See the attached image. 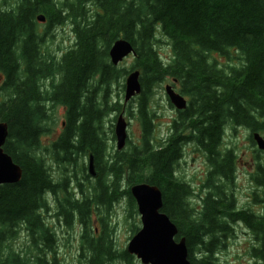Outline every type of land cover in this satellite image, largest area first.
Here are the masks:
<instances>
[{
	"label": "trees",
	"instance_id": "obj_1",
	"mask_svg": "<svg viewBox=\"0 0 264 264\" xmlns=\"http://www.w3.org/2000/svg\"><path fill=\"white\" fill-rule=\"evenodd\" d=\"M37 14L49 27L72 23L73 44L59 57L44 49ZM120 37L135 52L129 68L109 59V48ZM163 42L171 53L165 61L157 51ZM132 70L139 71L141 85L135 99L140 138L137 144L127 139L117 150L108 145L107 131L110 140L115 137L104 118L121 111L111 87ZM166 78L188 104L158 137L149 96ZM0 81V122L8 128L2 147L22 169L18 182L0 185V264H64L43 217L47 194L58 191L65 197L57 200L55 216L67 226L76 217L81 226L79 264H131L133 256L115 247L110 215L122 199L128 217L138 214L129 189L141 182L161 190L162 211L177 226L176 239L185 238L190 264H227L217 252L236 224L256 241L252 264H264V164L252 176L253 201L261 209L237 206L236 155L225 142L228 129L248 131L254 147L253 134L264 135V0H0ZM55 103L65 107V119L48 151L66 165L91 153L97 172L90 193L79 183L76 198L67 187L74 175L56 181L45 165L41 137L47 132L46 106ZM186 143L208 162L197 189L176 175ZM92 209L104 216L97 233ZM138 229L133 220L132 235ZM20 232L26 240L16 245Z\"/></svg>",
	"mask_w": 264,
	"mask_h": 264
},
{
	"label": "rangeland",
	"instance_id": "obj_2",
	"mask_svg": "<svg viewBox=\"0 0 264 264\" xmlns=\"http://www.w3.org/2000/svg\"><path fill=\"white\" fill-rule=\"evenodd\" d=\"M37 21V20H36ZM37 31L44 33V49L48 55L59 57L62 51H65L73 44L75 34L72 31V23L66 21L62 25L48 26L46 22L37 21ZM161 58L165 61L170 57V48L165 42L160 43L157 46ZM237 52L234 51V56ZM216 60L224 63L225 57L220 56L217 53L213 54ZM133 61V56L127 55L117 65L118 67L129 68ZM232 62H238L236 58ZM126 75L123 78L118 79L111 87V95L114 101L118 99L120 104H123L120 112L123 113L125 120L127 121V139L130 144H137L140 138V123L136 116V95L130 99L126 104L123 103L124 88L122 84L125 83ZM2 82L0 81V85ZM46 84V82H45ZM166 84H172L171 78H166L164 81L152 86L151 94L149 96L150 106L155 114L154 134L158 137H164L169 131L168 127L172 118L176 115V109L169 102L164 87ZM174 85V84H172ZM176 90L177 88L174 87ZM178 91V90H177ZM103 93V91H101ZM186 98V97H185ZM47 113L49 115L46 135L41 137V142L44 151L45 165L50 167L51 177L54 180H59L64 175H74L68 177L67 187L74 198L80 197V189L77 186L81 184L82 190L89 192V186L93 185L94 177L87 173L88 155L79 156L74 163L66 165L64 162H56L52 154L48 151V144L51 143L61 131L64 119H65V107L62 104H47ZM118 111L112 112L109 116L104 118L105 128L110 129L111 124L116 120V117L120 113ZM114 134V132H113ZM248 131L243 128L236 129L234 132L232 129H228L225 137V142L230 146H233L234 153L236 155V178L232 187L233 193L236 199L237 206H250L252 209L260 210L261 204L253 201L252 191L257 190L255 184L252 181V176L257 174V165L259 163L264 164L263 152L259 155L254 151L256 147L252 146L247 138ZM106 137L109 138L108 145L113 146L116 149L115 139L110 140L111 133L108 130ZM126 139V140H127ZM208 162L205 159L204 154L199 151L192 143H186L183 147V155L179 159L176 165V175L182 177V179L190 182V184L197 189L199 184L204 179L205 172L207 170ZM84 167V169H83ZM82 170V172L80 171ZM197 191V190H196ZM49 209L44 212L45 221L52 227L53 230V243L52 246L56 250L57 257L62 260L64 264H79L83 258L80 256V244H81V226L76 217L71 221V225L67 226L59 216H55L57 212V200L62 202L65 194L58 191L56 195L47 194ZM194 200V197L193 199ZM138 213V211H137ZM127 204L124 199L115 203L111 208L110 224L113 227V240L117 249H126L128 241L132 236L131 226L134 222L140 227L139 213L136 216L128 217ZM101 211H95L92 209L90 212V220L95 226L96 233L100 230V222L98 219L102 218ZM104 217V216H103ZM95 233V235H96ZM26 240L24 232H20L19 236L14 240L16 245L23 244ZM224 245L218 250V258L220 261H224L227 264H252L254 258L251 256L250 247L256 245L250 231L241 224H236L234 231L230 237H227L224 241ZM131 264H142L140 260L132 255ZM114 264H123L121 260H116Z\"/></svg>",
	"mask_w": 264,
	"mask_h": 264
},
{
	"label": "water",
	"instance_id": "obj_3",
	"mask_svg": "<svg viewBox=\"0 0 264 264\" xmlns=\"http://www.w3.org/2000/svg\"><path fill=\"white\" fill-rule=\"evenodd\" d=\"M36 20L44 22L43 14H37ZM131 43L125 38L116 39L109 48L110 62L117 66L124 57L133 54ZM141 85L139 71H129L124 83V99L126 104L131 98L139 94ZM165 94L176 110H183L187 106V99L179 93L172 84H166ZM127 121L122 112L118 114L114 123V137L116 149L124 148L127 139ZM8 128L6 122H0V185L16 183L21 179L22 169L12 160V157L3 150V144L7 138ZM257 148L264 154V135L255 132L253 134ZM87 173L96 177L93 156L88 155ZM130 193L135 199L140 218L139 229L130 237L126 246L127 253L136 256L142 264H190L188 249L184 237L176 239L177 226L169 216L162 211L161 190L152 184L145 182L130 186Z\"/></svg>",
	"mask_w": 264,
	"mask_h": 264
}]
</instances>
